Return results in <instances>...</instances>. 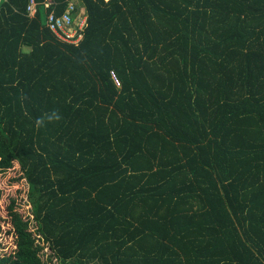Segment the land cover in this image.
Masks as SVG:
<instances>
[{
    "label": "trees",
    "instance_id": "obj_1",
    "mask_svg": "<svg viewBox=\"0 0 264 264\" xmlns=\"http://www.w3.org/2000/svg\"><path fill=\"white\" fill-rule=\"evenodd\" d=\"M30 1L0 0L31 213L0 264H264V0ZM70 2L77 44L47 26Z\"/></svg>",
    "mask_w": 264,
    "mask_h": 264
},
{
    "label": "rangeland",
    "instance_id": "obj_2",
    "mask_svg": "<svg viewBox=\"0 0 264 264\" xmlns=\"http://www.w3.org/2000/svg\"><path fill=\"white\" fill-rule=\"evenodd\" d=\"M82 12V11H80ZM77 20V19H76ZM75 21L74 23H78ZM28 185L22 178V170L18 162H14L13 166L0 173V254L7 255L15 248V236L12 232L9 218L7 216V207L13 199L16 204L17 211L25 218L31 219L30 205L27 202ZM33 227V224L31 225ZM52 264H59L53 262Z\"/></svg>",
    "mask_w": 264,
    "mask_h": 264
},
{
    "label": "built area",
    "instance_id": "obj_3",
    "mask_svg": "<svg viewBox=\"0 0 264 264\" xmlns=\"http://www.w3.org/2000/svg\"><path fill=\"white\" fill-rule=\"evenodd\" d=\"M53 0H46V6L50 5ZM35 2L34 0L30 1V4L27 7V11L30 16L35 13ZM73 2H70L61 15H56L54 11H51L47 17V26L53 32L55 37L66 43L77 44L81 39V31L85 25L86 18H80L77 23V28H73V22L71 18V12L73 10Z\"/></svg>",
    "mask_w": 264,
    "mask_h": 264
}]
</instances>
